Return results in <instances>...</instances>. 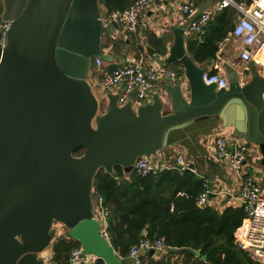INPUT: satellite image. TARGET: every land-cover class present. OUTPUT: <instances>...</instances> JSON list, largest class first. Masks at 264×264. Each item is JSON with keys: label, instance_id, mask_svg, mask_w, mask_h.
I'll use <instances>...</instances> for the list:
<instances>
[{"label": "water", "instance_id": "water-1", "mask_svg": "<svg viewBox=\"0 0 264 264\" xmlns=\"http://www.w3.org/2000/svg\"><path fill=\"white\" fill-rule=\"evenodd\" d=\"M1 3L10 29L0 48V264H44L40 254L63 229L83 255L121 264L93 218L94 176L135 173V161L168 151L169 133L182 125L235 118L234 134L264 167V79L240 84L228 72L227 88L205 85L175 31L165 62L180 64L187 88L166 85L137 107L105 90L99 113L87 75L93 58L110 60L101 42L119 31L114 21L102 27L99 0Z\"/></svg>", "mask_w": 264, "mask_h": 264}, {"label": "trees", "instance_id": "trees-1", "mask_svg": "<svg viewBox=\"0 0 264 264\" xmlns=\"http://www.w3.org/2000/svg\"><path fill=\"white\" fill-rule=\"evenodd\" d=\"M135 1L99 0V4L111 12L127 9ZM226 16L228 10L224 9L215 22L208 24L201 43L189 40L187 49L194 62L201 64L215 58L218 42L229 31ZM106 40L107 45L118 44L114 39ZM153 41L156 52L164 56L167 52L164 40ZM94 72L93 58L90 73ZM82 152L77 150L74 156L79 157ZM113 172L116 178L102 169L97 171L92 196L102 198L108 213L109 243L122 261L129 249L145 237L152 241L161 238L167 249L185 250L184 264H259L234 244L233 234L245 219L244 208H229L218 214L208 206L200 207L197 198L207 189L204 179H197L191 170L176 167L140 176L114 167ZM51 247L52 260L64 264L69 253L80 246L72 238L60 236ZM196 251L200 253L198 258ZM201 256L206 257L205 262L200 260ZM94 264L104 262L96 259Z\"/></svg>", "mask_w": 264, "mask_h": 264}, {"label": "crops", "instance_id": "crops-1", "mask_svg": "<svg viewBox=\"0 0 264 264\" xmlns=\"http://www.w3.org/2000/svg\"><path fill=\"white\" fill-rule=\"evenodd\" d=\"M243 1L247 4L248 0ZM130 2L132 3V1ZM184 2L185 0H154L152 6L145 11L139 19L138 27L135 32H122V29L120 28L121 30L119 29V33H111L108 36H105L102 39L101 48L102 52L107 55L110 60H102L103 66L108 70L116 67L133 66L137 65L138 60L141 58L144 59L146 63L150 64H166L174 71H181L179 73V78L175 81L165 80L158 82L157 88L153 94L160 93L164 86L175 85L179 81H183L184 87L187 88V82L183 77V70L180 64L178 62H165L168 50L174 41V32L179 31L182 33L185 53L193 61L187 49L189 40L201 43L204 35L208 31V29L206 30L208 24L215 22L223 10L219 13L213 12L218 3V1L215 0L195 1V14L203 12L214 13L211 20L202 31L199 34H195L190 31L192 18L182 15L180 12V6ZM159 6H162V8H159ZM99 10L100 13L101 10L106 11V9L100 4ZM225 10H228V16H226L225 21L228 23L229 31L218 42V50L215 54V58L201 64L193 61L194 65L203 69L204 73H217L224 76L227 79V82L228 72H233L240 84L249 82L252 77H257L258 79L263 80L264 39L260 48L252 49L253 53L251 60L247 62L242 61L239 56L242 44L239 41L233 40L231 37L232 29L230 30V27L233 28L234 22L239 14L232 8ZM110 36H113L118 44L115 45L110 43L107 45L106 39ZM153 39L164 40L167 49L164 56H161L156 52L155 41H153ZM87 82L90 86L91 84H96V87L99 88V96L100 98H103L105 90L100 89L99 80L95 72L87 75ZM219 89L220 88H217V90ZM107 91L108 94L111 95H119L121 93L120 88H112ZM128 102H131L134 107L141 105L131 97L128 98ZM148 103H151V101ZM223 124L228 125V127H223ZM239 130H241L239 123H237L235 118L225 117L223 121H221V119L218 121H212L203 118L187 125H182L181 128L179 127V129L172 130L168 135L169 150L165 151V156L162 162L166 165H173L177 151L181 150L185 163L191 168L196 176L198 175L200 179H204L208 194H211V197H207L204 207L208 206L216 210L218 214H221L225 209L229 208H243L239 182L233 175H231L227 163L220 161L215 157V140L217 138L223 137L231 144L236 141L244 142L243 139H240V137L234 134V132H238ZM252 153V147L249 145V152L244 163V170L247 175L254 177L259 183H261L264 190V167L259 161L256 163L252 162ZM243 222L241 227H239L233 234L235 245V240L239 232L242 231ZM58 236L69 237L68 232L65 229L60 230ZM51 245L40 254V257L44 261L48 258H53ZM185 253V250L166 248L162 252H156L151 255L149 254L148 256L141 255V258L143 264H184V262H186ZM195 257H197L196 253ZM205 260L206 257L201 261L205 262ZM121 264H131V262L126 258L124 261L121 259Z\"/></svg>", "mask_w": 264, "mask_h": 264}, {"label": "built area", "instance_id": "built-area-1", "mask_svg": "<svg viewBox=\"0 0 264 264\" xmlns=\"http://www.w3.org/2000/svg\"><path fill=\"white\" fill-rule=\"evenodd\" d=\"M154 0H136L131 6L124 10L103 11L100 13L102 27H110L111 22H116L118 29L122 32L133 33L136 31L139 19L153 4ZM197 0H185L180 6V12L184 16L192 18L190 31L199 34L211 20L214 13L224 9L232 8L238 12L231 37L242 44L240 59L249 61L252 58L253 48H260L264 39V0H251L249 5L243 0H217L214 13L203 12L195 14L194 2ZM162 8V6H159ZM10 29V22L3 21L0 15V48L5 47L7 33ZM120 29V30H121ZM120 30L117 32L119 33ZM96 75L99 80V87L103 90L120 88L117 104L119 106L133 98L139 104L144 105L151 101L152 94L160 81H175L179 78L173 69L166 64H150L144 59H139L137 65L116 67L111 70L103 66L102 59L94 58ZM90 72V71H89ZM202 81L205 85L215 84L217 88L225 89L228 86L227 79L217 73L205 72L202 74ZM103 98H101V101ZM230 145V146H229ZM249 152V144L243 141L229 143L225 138L215 140V157L227 163L231 175L239 182L240 195L245 213L242 231L239 232L235 243L236 246L249 255L259 264H264V190L259 182L252 176L247 175L244 170V163ZM165 151L159 150L149 157L138 158L133 167L135 173L146 176L157 170L190 169L183 159L181 150L177 151L173 165H166L162 162ZM192 171V170H191ZM208 191H204L197 198V204H205ZM93 218L98 224L99 236L109 242L107 233V210L103 207L100 196L93 197ZM166 249L163 240H149L145 237L133 245L128 252L127 259L131 264H143L141 255L146 256L162 252ZM97 257L83 255L81 248L72 250L64 264H94ZM44 264H58L52 258L44 261Z\"/></svg>", "mask_w": 264, "mask_h": 264}, {"label": "rangeland", "instance_id": "rangeland-1", "mask_svg": "<svg viewBox=\"0 0 264 264\" xmlns=\"http://www.w3.org/2000/svg\"><path fill=\"white\" fill-rule=\"evenodd\" d=\"M215 1H217V0H215ZM1 13H2V3H0V15H1ZM101 14H103V11L102 10H101ZM89 75H90V72H89ZM91 89H92V92H93L94 96L99 101V106H100L99 107V113L104 112V110L106 108V104H105L104 101H101V98H100L99 92H98L99 88L96 87V84H91ZM259 184L261 185V183H259ZM261 187H262V185H261Z\"/></svg>", "mask_w": 264, "mask_h": 264}]
</instances>
